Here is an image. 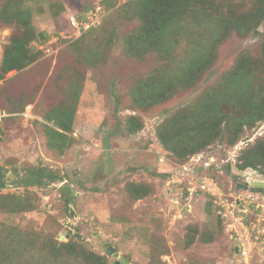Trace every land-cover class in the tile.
Returning a JSON list of instances; mask_svg holds the SVG:
<instances>
[{
    "label": "trees",
    "instance_id": "16d2710c",
    "mask_svg": "<svg viewBox=\"0 0 264 264\" xmlns=\"http://www.w3.org/2000/svg\"><path fill=\"white\" fill-rule=\"evenodd\" d=\"M24 1L0 0V24L13 25L19 30L8 36L3 48L0 59L3 79L9 71H19L35 59L28 44L38 33L32 26L28 8L23 6ZM251 1L246 5V0H128L119 10L137 20V24L125 34H118L114 14L113 18L105 15L99 27H89L70 40L68 50L75 64H82L90 71L98 67L106 48L118 41L127 54L138 58L140 68L129 87L119 91L117 79L108 80L109 90L104 96L112 103L115 124L108 130L107 138L136 134L144 126L143 115L157 111L159 120L154 124L153 134L174 166L186 165L191 157L203 155L212 146L228 148L243 142L236 155V168H250L264 176V131L254 134L264 124V0ZM232 34L241 42H252L242 43L231 65L219 71L215 66L219 47ZM63 78L59 86L61 98L41 113L47 147L57 154L73 141L68 133L72 131L84 73L77 66L67 65ZM4 99L10 113L22 112L33 101V97L22 95L15 100L7 96ZM124 108L138 110V114H119ZM149 142L143 146L147 147ZM202 162L199 176H211L218 182L216 172L221 169L234 178L233 186H236L237 177L231 174L229 162L220 166L212 162L204 166ZM152 175H159L162 181L169 177L155 171ZM62 179L63 174L57 170L38 166L22 182L42 185ZM120 189L128 204L152 197L156 192L155 183L145 179L127 180ZM26 193H1L0 212L34 209L37 196L30 190ZM67 209L64 205L62 213ZM205 209L215 214L212 201ZM110 218L123 222L130 217L121 206L120 210L112 209ZM151 222L155 226L161 224L157 217L151 218ZM4 231L5 238H13L14 243H0V264H115L85 245L78 233L60 241L17 227ZM196 234L199 241L211 237L206 228L200 230L196 224H188L184 234L186 246ZM147 244L148 264H166L160 256L167 254L169 248L158 227L148 235Z\"/></svg>",
    "mask_w": 264,
    "mask_h": 264
},
{
    "label": "rangeland",
    "instance_id": "374dc122",
    "mask_svg": "<svg viewBox=\"0 0 264 264\" xmlns=\"http://www.w3.org/2000/svg\"><path fill=\"white\" fill-rule=\"evenodd\" d=\"M126 1H24L23 6L28 8L32 26L38 33L35 40L28 44L35 59L19 71H9L0 83V109L5 113L0 121V166H4L12 178L8 192L26 195V190H30L37 200L35 208L29 211L0 212V243L10 242L12 245L13 238H5L4 230L16 227L24 231H38L60 241L78 233L85 245L106 255L111 262L117 259L119 264H148V235L158 227L169 248L167 254L160 256L166 264H239L235 251L232 253L233 242L225 228L219 225L213 211L206 212L205 205L212 199L202 192L189 197L186 187L190 180L188 174L199 177V164L210 157V162L218 166L229 162L230 172L237 177V182L262 187L263 192L258 195L262 201L264 176L253 169L239 170L235 166L238 149L244 143L228 148L212 146L200 158L191 160V169L188 170L174 166L155 140L153 129L159 120L157 111L143 115L144 126L136 134L107 138L108 130L115 124L112 103L104 96L107 88L109 90L108 80L112 77L117 79L119 91L129 87L140 68L138 58L127 54L118 41L106 48L98 67L90 71L82 64H75L68 50L69 41L77 37H67L77 31V27L71 25L70 17L80 18L97 5L104 9L101 22L105 15L113 18L115 14L114 25L118 34L129 31L137 20L119 10ZM251 2L246 0V5ZM101 22L95 27H99ZM17 30L16 26L0 24V59L8 36ZM237 38L236 34H232L219 47L215 63L219 71L231 65L242 43L252 42L250 38L246 42ZM67 65L80 68L84 73V83L76 102L72 131L68 133L73 141L61 154H57L47 147L41 126L45 120L41 113L61 98L59 86L61 79L64 80L63 71ZM21 95L33 97V101L22 112L10 113L4 97L15 100ZM132 113L138 114V110L124 108L119 114ZM263 131L264 124H261L254 134ZM148 140V146H143ZM38 166L57 170L64 179L42 185H25L22 179ZM153 171L167 173L169 177L162 181L159 175H152ZM216 175L226 196L230 193L246 194L244 190L235 189L231 175H226L221 169ZM140 179L155 183V195L128 204L120 188L127 180L137 182ZM63 186L70 188L68 198H63ZM64 205L68 207L66 213H62ZM121 206L130 218L123 222L113 221L110 218L112 209L120 210ZM69 212L72 214L69 215ZM155 217L160 219V226L151 222V218ZM188 224H196L200 230L206 228L211 237L199 241L196 234L186 246L184 234ZM108 245L118 253L116 258L105 253ZM251 254L250 264H264V243L253 245Z\"/></svg>",
    "mask_w": 264,
    "mask_h": 264
},
{
    "label": "built area",
    "instance_id": "2783aa9c",
    "mask_svg": "<svg viewBox=\"0 0 264 264\" xmlns=\"http://www.w3.org/2000/svg\"><path fill=\"white\" fill-rule=\"evenodd\" d=\"M103 10L97 5L88 9L80 18L71 16L70 23L73 27H77L75 28L77 31H74L72 35L66 36L68 38L71 36L76 37L89 27L99 25L103 16ZM2 80L3 78L0 76V83ZM24 114L28 113L25 112ZM4 116L5 113L0 110V121ZM201 155L198 154L191 157L189 162L200 158ZM189 162L180 167L190 170ZM209 163V159L202 162L204 166H208ZM188 175L190 176V180L188 181L186 190L189 197L194 196L197 192H202L212 199L215 214L222 220L225 231L233 242V247L237 246L235 255L238 256V263L250 264L253 245L264 243V198L260 201V197H258L261 193L246 191L244 196L231 193L226 196L220 184L213 177Z\"/></svg>",
    "mask_w": 264,
    "mask_h": 264
},
{
    "label": "water",
    "instance_id": "95a60500",
    "mask_svg": "<svg viewBox=\"0 0 264 264\" xmlns=\"http://www.w3.org/2000/svg\"><path fill=\"white\" fill-rule=\"evenodd\" d=\"M235 189L238 190V189H241V190H244V191H250V192H254V193H262L263 192V188L262 187H259V186H249V184L247 183H242V182H237L236 183V186H235ZM70 191V188L68 186H65V187H62L61 189V193L63 195H67ZM241 208H243L242 205H240ZM67 237H69V234H66ZM234 251L235 253L237 252V246H234ZM105 253L107 255H111L113 257H117L118 256V253L115 251V249L111 246V245H108L105 249ZM115 264H119V261L117 259L114 260Z\"/></svg>",
    "mask_w": 264,
    "mask_h": 264
},
{
    "label": "flooded vegetation",
    "instance_id": "af4514ba",
    "mask_svg": "<svg viewBox=\"0 0 264 264\" xmlns=\"http://www.w3.org/2000/svg\"><path fill=\"white\" fill-rule=\"evenodd\" d=\"M12 178L9 177L8 172L5 171L4 166H0V194L1 193H8L9 189L8 187L11 185V183H9V181H11ZM65 187V186H63ZM62 189V188H61ZM67 196L66 198H68V195H63Z\"/></svg>",
    "mask_w": 264,
    "mask_h": 264
}]
</instances>
